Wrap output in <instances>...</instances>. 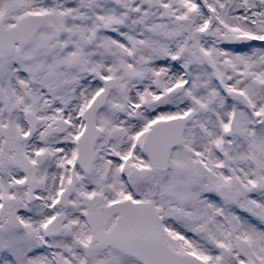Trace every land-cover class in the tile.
Instances as JSON below:
<instances>
[{"label":"snow or ice","instance_id":"6c2138e0","mask_svg":"<svg viewBox=\"0 0 264 264\" xmlns=\"http://www.w3.org/2000/svg\"><path fill=\"white\" fill-rule=\"evenodd\" d=\"M0 264H264V0H0Z\"/></svg>","mask_w":264,"mask_h":264}]
</instances>
